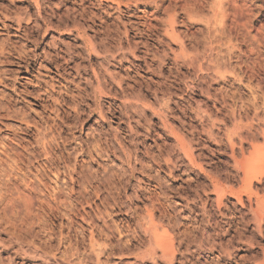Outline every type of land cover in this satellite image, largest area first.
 Masks as SVG:
<instances>
[{"label": "rangeland", "instance_id": "rangeland-1", "mask_svg": "<svg viewBox=\"0 0 264 264\" xmlns=\"http://www.w3.org/2000/svg\"><path fill=\"white\" fill-rule=\"evenodd\" d=\"M232 135L264 0H0V264H264Z\"/></svg>", "mask_w": 264, "mask_h": 264}, {"label": "bare ground", "instance_id": "bare-ground-1", "mask_svg": "<svg viewBox=\"0 0 264 264\" xmlns=\"http://www.w3.org/2000/svg\"><path fill=\"white\" fill-rule=\"evenodd\" d=\"M238 133L235 132L234 134ZM240 136L242 135L240 134ZM232 137L227 139L223 148H226L229 153V160L232 161L234 168V182L237 183L238 188L227 189L216 184L217 195L224 197L230 193V196L236 199L237 204L242 208L249 207V211L256 215L262 225L264 224V143L258 144L256 142L259 141L258 139L264 141V138H243L245 136L240 138L238 135V138L233 135Z\"/></svg>", "mask_w": 264, "mask_h": 264}]
</instances>
